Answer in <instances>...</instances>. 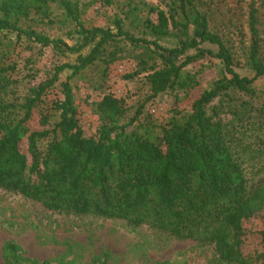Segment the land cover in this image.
Listing matches in <instances>:
<instances>
[{
  "label": "trees",
  "instance_id": "1",
  "mask_svg": "<svg viewBox=\"0 0 264 264\" xmlns=\"http://www.w3.org/2000/svg\"><path fill=\"white\" fill-rule=\"evenodd\" d=\"M178 1L180 17H168L161 11L156 24L148 23L157 40L172 35L168 18L183 28L185 40L175 48H163L157 40L136 38L119 21L115 23L117 32L85 28L79 8L71 0H0V32L78 54L74 63L55 66L47 80L21 93L0 40V188L49 211L123 220L179 240L212 244L225 263L264 264V251L245 249L255 233L264 245V230L250 228L254 219L264 216V180L247 178L240 161L244 142L233 123L264 131V92L255 85L264 78V0H247L245 7V64L253 77L236 72L234 45L210 28L211 15L199 11L195 0ZM53 2L81 35L76 46L32 28L45 19L52 21ZM190 6L195 11L191 20L187 15ZM126 42L143 48L153 45L161 60L162 68H150L146 75L151 92L147 101L197 85L189 86L192 77L183 75L188 64L218 59L222 76L179 120L166 122L160 136L135 125L145 104L129 117L123 99L105 94L93 106L99 122L97 133L87 137L79 125L71 82L96 62L104 65L106 78L109 65L122 57ZM206 44L217 46V51ZM63 73L64 99L46 101L44 96ZM218 100L220 105L213 106ZM222 114L230 115L231 122H223ZM1 258L3 264H50L26 257L14 242L4 246Z\"/></svg>",
  "mask_w": 264,
  "mask_h": 264
},
{
  "label": "rangeland",
  "instance_id": "2",
  "mask_svg": "<svg viewBox=\"0 0 264 264\" xmlns=\"http://www.w3.org/2000/svg\"><path fill=\"white\" fill-rule=\"evenodd\" d=\"M79 8V17L87 29L100 27L115 29L116 21L133 36L156 41L148 23H157V13L163 11L172 18L181 16L178 0H71ZM199 11L211 15L210 28L226 36L234 45L235 70L239 75L253 77L246 66L245 49L248 28L246 20L247 0H195ZM57 2L51 3L50 23L32 24V28L51 39H59L68 46H76L81 35L74 23L65 15ZM187 15L191 20L195 11L190 6ZM171 18V19H172ZM168 18L171 36L158 39L163 48H175L185 40L183 28ZM6 62L14 67L13 77L20 81L18 89L24 93L29 86L47 80L55 66L74 63L78 54L63 48L41 47L24 36L0 32ZM121 58L109 65L107 77L102 75L104 65L96 62L85 72L72 80L79 125L87 137L95 136L99 127L94 115V103L105 94H114L126 102L128 116L141 104H145L136 126L160 136L163 126L170 119H180L192 107L193 101L208 90L222 75V64L218 59L206 58L187 65L183 75L192 77L197 85L186 89H174L148 100L151 92L146 75L150 68H162L161 60L154 53V46L141 44L123 45ZM217 51V46L205 45ZM85 53V52H84ZM261 54L264 58V47ZM186 77V76H184ZM44 96L46 101L63 100L62 83L66 74ZM264 92V78L255 83ZM246 99V98H245ZM221 100L213 106H219ZM238 103H240L238 101ZM257 105V101H253ZM47 105V103H45ZM223 122H231L228 114L220 115ZM237 127L244 142L240 161L251 182L264 180V131ZM250 228L255 232L264 230V216L254 219ZM8 242L21 247L24 255L38 263L50 264H229L222 262L215 253L214 245L201 244L193 240H179L166 233L144 225L130 226L127 222L92 215H75L46 210L41 204L24 196L0 188V264H3L2 249ZM246 250L264 251L261 238L255 233L250 237Z\"/></svg>",
  "mask_w": 264,
  "mask_h": 264
}]
</instances>
